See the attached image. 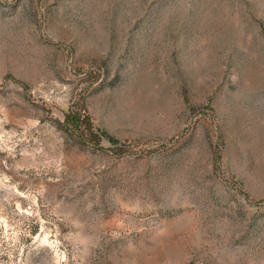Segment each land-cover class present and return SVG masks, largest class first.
I'll return each mask as SVG.
<instances>
[{
  "label": "rangeland",
  "instance_id": "1",
  "mask_svg": "<svg viewBox=\"0 0 264 264\" xmlns=\"http://www.w3.org/2000/svg\"><path fill=\"white\" fill-rule=\"evenodd\" d=\"M0 264H264V0H0Z\"/></svg>",
  "mask_w": 264,
  "mask_h": 264
},
{
  "label": "trees",
  "instance_id": "2",
  "mask_svg": "<svg viewBox=\"0 0 264 264\" xmlns=\"http://www.w3.org/2000/svg\"><path fill=\"white\" fill-rule=\"evenodd\" d=\"M62 124L66 129L68 128L75 132L79 138L78 140L92 147H100L104 137L115 143V140L106 136L105 132L96 130L87 115L80 114L76 109H69L64 116Z\"/></svg>",
  "mask_w": 264,
  "mask_h": 264
}]
</instances>
